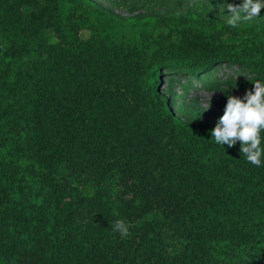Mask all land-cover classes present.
Masks as SVG:
<instances>
[{
    "label": "trees",
    "instance_id": "16d2710c",
    "mask_svg": "<svg viewBox=\"0 0 264 264\" xmlns=\"http://www.w3.org/2000/svg\"><path fill=\"white\" fill-rule=\"evenodd\" d=\"M225 21L0 0V264H264V164L160 87L221 64L264 81V23Z\"/></svg>",
    "mask_w": 264,
    "mask_h": 264
},
{
    "label": "rangeland",
    "instance_id": "374dc122",
    "mask_svg": "<svg viewBox=\"0 0 264 264\" xmlns=\"http://www.w3.org/2000/svg\"><path fill=\"white\" fill-rule=\"evenodd\" d=\"M102 6L124 17L163 16L165 14L195 13L203 17L227 19L225 3H242V0H95ZM260 15L244 22L264 23V0ZM49 40H54L53 31L47 30ZM241 38L226 36L228 41ZM161 77V93L174 99L173 106L185 121L213 123L225 114L228 95L241 96L247 89H240L236 83L244 71L232 64L215 65L208 74L199 78L188 74Z\"/></svg>",
    "mask_w": 264,
    "mask_h": 264
},
{
    "label": "clouds",
    "instance_id": "9594fccd",
    "mask_svg": "<svg viewBox=\"0 0 264 264\" xmlns=\"http://www.w3.org/2000/svg\"><path fill=\"white\" fill-rule=\"evenodd\" d=\"M262 5L258 0H242V3H225L226 24L237 27L241 21H250L260 15ZM248 78V77H247ZM249 79V78H248ZM225 114L220 116L216 126L210 130L212 138L222 147H234L240 142V153L249 163L260 167L264 164L261 152V129H264V81H254V88L243 97L228 95ZM225 148V147H224ZM114 215H118L114 213ZM113 231L121 238L130 236L132 225L123 219L111 224Z\"/></svg>",
    "mask_w": 264,
    "mask_h": 264
}]
</instances>
